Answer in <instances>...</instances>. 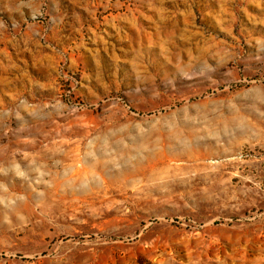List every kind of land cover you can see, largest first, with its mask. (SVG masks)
I'll return each instance as SVG.
<instances>
[{
	"label": "rangeland",
	"instance_id": "obj_1",
	"mask_svg": "<svg viewBox=\"0 0 264 264\" xmlns=\"http://www.w3.org/2000/svg\"><path fill=\"white\" fill-rule=\"evenodd\" d=\"M0 264H264V0H0Z\"/></svg>",
	"mask_w": 264,
	"mask_h": 264
}]
</instances>
